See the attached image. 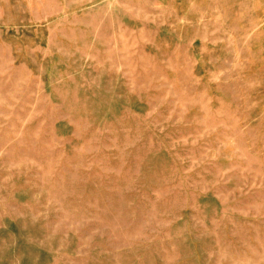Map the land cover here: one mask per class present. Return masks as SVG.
I'll return each mask as SVG.
<instances>
[{
    "label": "rangeland",
    "instance_id": "1",
    "mask_svg": "<svg viewBox=\"0 0 264 264\" xmlns=\"http://www.w3.org/2000/svg\"><path fill=\"white\" fill-rule=\"evenodd\" d=\"M0 264H264V0H0Z\"/></svg>",
    "mask_w": 264,
    "mask_h": 264
}]
</instances>
